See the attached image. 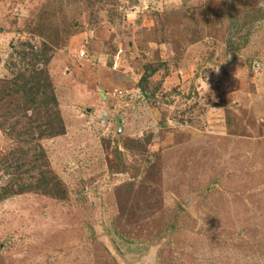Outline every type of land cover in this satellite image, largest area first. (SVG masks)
<instances>
[{
  "label": "rangeland",
  "instance_id": "obj_1",
  "mask_svg": "<svg viewBox=\"0 0 264 264\" xmlns=\"http://www.w3.org/2000/svg\"><path fill=\"white\" fill-rule=\"evenodd\" d=\"M0 264H264V0H0Z\"/></svg>",
  "mask_w": 264,
  "mask_h": 264
},
{
  "label": "trees",
  "instance_id": "obj_2",
  "mask_svg": "<svg viewBox=\"0 0 264 264\" xmlns=\"http://www.w3.org/2000/svg\"><path fill=\"white\" fill-rule=\"evenodd\" d=\"M49 91L48 94H45L46 97L48 98L47 102H45V104L47 103V106L49 105H52L54 106V110L52 111V114L54 116L53 118V121L50 122L49 124V127L51 128V132L50 133H47V136L48 137H53L56 133V135H62V130L60 131L59 128L57 127H61L63 129V123L61 121V118H60V112H59V108H58V105H57V99H56V95L53 91V88L51 89L49 87ZM31 96H33V98L31 99V101H33L34 97H35V94H33V90H31ZM59 131V132H58Z\"/></svg>",
  "mask_w": 264,
  "mask_h": 264
},
{
  "label": "built area",
  "instance_id": "obj_3",
  "mask_svg": "<svg viewBox=\"0 0 264 264\" xmlns=\"http://www.w3.org/2000/svg\"><path fill=\"white\" fill-rule=\"evenodd\" d=\"M85 55H86L85 52L81 53V57H85Z\"/></svg>",
  "mask_w": 264,
  "mask_h": 264
}]
</instances>
